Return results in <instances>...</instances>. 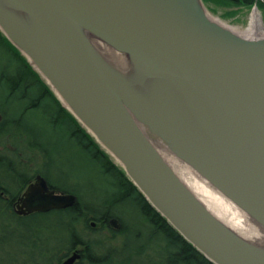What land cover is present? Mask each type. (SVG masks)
Segmentation results:
<instances>
[{
    "label": "water",
    "instance_id": "1",
    "mask_svg": "<svg viewBox=\"0 0 264 264\" xmlns=\"http://www.w3.org/2000/svg\"><path fill=\"white\" fill-rule=\"evenodd\" d=\"M0 30L187 242L213 264H264V246L210 213L158 151L264 229V38L218 23L203 0H0ZM77 201L39 175L15 212Z\"/></svg>",
    "mask_w": 264,
    "mask_h": 264
},
{
    "label": "trees",
    "instance_id": "2",
    "mask_svg": "<svg viewBox=\"0 0 264 264\" xmlns=\"http://www.w3.org/2000/svg\"><path fill=\"white\" fill-rule=\"evenodd\" d=\"M231 5L240 7H252L257 2L264 3V0H222ZM0 95L4 96L1 106L17 104L15 111L17 114L6 117V112L0 107V138L1 135H12L10 129L19 127L21 122L30 110L38 109L44 105L45 100L50 99L55 103V112L48 115V123L56 128H63L66 136L74 138L78 146L83 147L104 178L105 186L103 190L97 189L95 203H87L76 190L57 186L48 174H42L58 189L66 193L75 194L78 197L77 203L65 211L51 213H34L28 216H19L12 207L0 197V219L8 217L14 218H44L59 216L66 220L64 226L69 235V241L78 239L77 226L87 225L88 221H99V218H116L122 223V229L118 234L122 236L121 246L112 245L111 251L114 257H119L116 262L106 264H132L134 256H150L154 262L152 264H213L200 252H198L189 242H187L168 221L158 213L146 200L144 195L138 190L130 178L126 175L121 166H117L109 154L101 148L95 138L89 134L78 120L61 104L50 87L41 76L33 69L22 53L8 40L0 30ZM16 116H19L18 118ZM18 125H15V124ZM19 133V135H20ZM17 136V135H16ZM21 136V135H20ZM22 137V136H21ZM30 148H37L30 141L27 142ZM4 156V155H3ZM0 155V191H5L7 195L16 197L26 185V181L33 177L19 174L15 171L13 164L8 158ZM9 162V163H8ZM14 171V176H11ZM7 174V175H6ZM12 186V187H11ZM129 207V208H126ZM127 209L128 214L137 216V225L125 226L122 214L118 209ZM101 221V220H100ZM87 229V228H86ZM134 246L139 247L134 249ZM149 244V246H147ZM132 249V250H131ZM115 250V251H113ZM151 250V251H150ZM127 251V255H125ZM150 251V253H149ZM60 247H44L41 256H59ZM94 264H98V257H93ZM54 259V258H53ZM157 259V260H156ZM54 264V262H51Z\"/></svg>",
    "mask_w": 264,
    "mask_h": 264
},
{
    "label": "rangeland",
    "instance_id": "3",
    "mask_svg": "<svg viewBox=\"0 0 264 264\" xmlns=\"http://www.w3.org/2000/svg\"><path fill=\"white\" fill-rule=\"evenodd\" d=\"M203 3L213 18L242 31L249 28L253 13L257 12L259 15L258 22L264 28V3L262 2H257L252 7H237L222 0H203ZM4 98L0 95V107L6 112V117L17 114L18 111H15L17 104H3L1 106L5 101ZM45 101L44 105L38 109L28 112L19 127L21 133L14 126L10 129L13 136L1 135L0 155H4L10 160L9 162L13 164L15 171L18 170L17 173L20 172L19 174L26 176L30 173L35 174L39 170L48 174L57 186L72 188L80 193L82 201L85 199L87 203L93 204L96 201L95 191L104 189V178L94 167L86 150L78 146L74 138L66 136L63 128H56L48 123V115L50 112H55L56 106L50 99ZM28 141L37 148H30ZM111 159L117 166H120L112 157ZM0 174H3L1 170ZM12 175L14 176V171H11ZM117 212L122 214L125 226H133L131 228L135 229L134 226L138 223L136 222L137 216L133 214L131 216L127 209L123 208L118 209ZM65 225L66 220L55 215L37 219L14 218L12 216L1 218L0 264H51V262L57 264V255L53 259L48 254L47 256H41V254L45 246L57 248L66 245L67 231ZM77 227L79 234L86 239L106 240L110 238L111 244L118 246H121L123 242L122 236L109 237L111 232L108 230L89 231L84 229L82 224ZM101 246L95 247L98 251L104 250L107 246L109 248L107 244H103L100 248ZM138 247L139 244L138 246L133 244L132 248ZM150 254L151 257L134 256L132 264H152L154 262L153 252L151 251ZM125 255H127V251H125ZM117 260L119 257H114V261Z\"/></svg>",
    "mask_w": 264,
    "mask_h": 264
},
{
    "label": "bare ground",
    "instance_id": "4",
    "mask_svg": "<svg viewBox=\"0 0 264 264\" xmlns=\"http://www.w3.org/2000/svg\"><path fill=\"white\" fill-rule=\"evenodd\" d=\"M208 14L211 16L209 12ZM211 18L213 17L211 16ZM213 19L245 38H264V28L258 22L259 15L257 12L253 13L251 24L245 31L228 26L219 19ZM93 44L108 60H111L115 63H123L128 65V60L126 57L116 53L102 42L95 40L93 41ZM158 151L164 160L170 165V167L210 213L234 230L238 235L254 244H260L264 246V229L251 217L250 214L235 204L217 188H215L207 179L199 175L189 165L180 161L169 150H167V148L161 146L158 147Z\"/></svg>",
    "mask_w": 264,
    "mask_h": 264
},
{
    "label": "flooded vegetation",
    "instance_id": "5",
    "mask_svg": "<svg viewBox=\"0 0 264 264\" xmlns=\"http://www.w3.org/2000/svg\"><path fill=\"white\" fill-rule=\"evenodd\" d=\"M3 156V155H2ZM4 158H6L5 156H3ZM35 171V170H34ZM43 176L49 186L52 189H55L58 192H64L63 190H60L58 188H56L43 174L41 171H36V173L33 175L32 178L28 179L26 181V185H24V188L22 189V191L16 196V197H11L10 195H7L5 193V191H0V197L4 199V201L9 204L12 209H16V206L19 204V199L20 197L23 195L24 191L27 189V187L34 183L36 180L37 176ZM1 188V187H0ZM79 202V201H78ZM69 209V208H68ZM68 209H64V210H56V212H60V211H65ZM51 212H55V211H51ZM48 212V213H51ZM20 216V215H19ZM23 216V215H21ZM28 216V215H26ZM25 217V216H23ZM105 217V216H104ZM99 218V221H94V220H90L88 221L87 225H84V229L86 230H96V229H103V230H108L111 232V234L109 235V237H117L120 236V234H118V232L121 231L122 229V223L116 219V218ZM116 219L117 220V225L114 226L112 224V220ZM101 220V221H100ZM100 228H99V227ZM75 234H77L78 239L76 241L73 240L72 238V242L70 243L69 241V235L67 234V243L66 245L63 246H59L61 253L60 255L57 257L58 261L57 264H64L67 260H69L72 257H76L75 261L73 262V264H94L95 261L94 260V256L98 257L100 260L98 261V264H106V263H110V262H115L114 261V256L113 253L115 255V252H112L110 247L113 245L111 244V239L108 238L106 240L103 239H99V238H95V239H86L85 237H83L81 234H79L78 230L77 233L75 232ZM103 246V244H107L109 245L105 247V249L98 251V249H96V247L99 246ZM117 246V244H114ZM96 246V247H95ZM102 246L100 248H102ZM104 251V252H103ZM115 251V250H113ZM103 252V253H102Z\"/></svg>",
    "mask_w": 264,
    "mask_h": 264
}]
</instances>
